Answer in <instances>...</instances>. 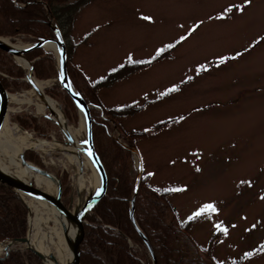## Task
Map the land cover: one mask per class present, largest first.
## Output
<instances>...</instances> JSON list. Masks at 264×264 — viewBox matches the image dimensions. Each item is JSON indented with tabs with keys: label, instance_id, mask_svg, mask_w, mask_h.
Instances as JSON below:
<instances>
[{
	"label": "rangeland",
	"instance_id": "1",
	"mask_svg": "<svg viewBox=\"0 0 264 264\" xmlns=\"http://www.w3.org/2000/svg\"><path fill=\"white\" fill-rule=\"evenodd\" d=\"M6 39L19 47L31 43L21 35ZM177 40L180 44L171 59L102 91L101 99L112 107L153 100L136 116L122 120L127 131L146 132L137 139V149L152 186L174 190L170 201L182 222L200 216L192 235L201 246L221 231L214 250L219 262L248 256L242 264H264V0H96L81 9L65 42L70 46L83 42L69 48L67 60L95 81L126 59L150 58ZM15 62L29 86L9 94L31 101L19 104L10 97L8 125L18 127L17 139L29 136L53 144L49 152L23 151L36 154L41 166L27 162L64 178L70 188L67 205L71 197L75 203L92 191L89 182L95 171L84 153L79 152L84 159L78 169L72 163L73 149L62 144L63 133L38 111L43 101L26 81L27 66ZM0 76L6 77L1 72ZM32 76L75 132L83 116L77 113V119L68 122L60 101L45 93L58 84L57 78ZM21 114L33 116L40 126L47 124L49 132L23 129L14 121ZM43 114L50 115L45 106ZM166 120L174 121L150 131ZM109 123L112 137L121 138ZM80 134L78 144L85 148V127ZM134 163L137 169L136 157ZM81 171L88 182L80 190ZM46 226L41 231L47 237L54 224ZM27 229L28 216L26 234ZM43 242L53 254L54 244ZM18 248L24 251L26 245Z\"/></svg>",
	"mask_w": 264,
	"mask_h": 264
},
{
	"label": "trees",
	"instance_id": "2",
	"mask_svg": "<svg viewBox=\"0 0 264 264\" xmlns=\"http://www.w3.org/2000/svg\"><path fill=\"white\" fill-rule=\"evenodd\" d=\"M95 1L0 0V37L14 40L21 35L29 37L31 43H36L55 38L53 28H57L61 32L68 56L69 48L78 47L83 42L67 45L66 32L71 30L81 9ZM179 44L180 40L172 42L147 59H126L105 77L95 81L90 80L82 69L66 61L72 86L90 107L93 146L107 177L106 195L88 215L84 224L88 250L83 264H152L146 246L129 219L130 202L133 198L136 225L148 240L157 264H223L218 261L214 251L220 242L221 231L215 232L207 244L201 246L192 235V228L200 220V216L182 222L170 201L174 190H161L152 186L151 175L142 169L138 175L135 168V153L139 155L137 139L144 137L146 132L127 131L122 120L136 116L153 100H147L141 105L112 107L106 106L100 96L102 91L111 89L117 83L158 62L171 59ZM25 58L30 62L37 79L58 77L52 52L34 49L26 53ZM0 72L6 75L0 76V81L7 92L29 86L21 80L24 71L14 58L1 50ZM45 93L60 101L68 122L77 119L75 105L57 83ZM108 119L119 130L122 142L109 133ZM14 121L23 129H32L42 134L48 133L50 129L47 124L40 126L38 120L28 114L15 116ZM173 121L159 122L150 131L161 130ZM24 156L26 161L41 166L36 154L27 151ZM59 180L62 185V201L67 205L66 195L70 188L64 178ZM27 216L28 209L18 195L11 188L0 185V242L25 237ZM247 257H240L229 264H242ZM0 264L43 263L29 250L21 251L17 246L11 249L5 259H0Z\"/></svg>",
	"mask_w": 264,
	"mask_h": 264
},
{
	"label": "water",
	"instance_id": "3",
	"mask_svg": "<svg viewBox=\"0 0 264 264\" xmlns=\"http://www.w3.org/2000/svg\"><path fill=\"white\" fill-rule=\"evenodd\" d=\"M55 38L39 41L36 43L29 44L25 47H19L13 45L8 39L0 37V50L11 55L15 60L18 62L22 61L27 66V74H26V81L30 84L32 89L34 90L37 97L43 101L45 96L43 95L42 91L39 90L36 85L34 84L33 79V68L31 64L26 60L25 54L34 50V49H44L46 51H51L54 53L57 61V68H58V82L60 88L70 97L73 104L75 105L77 112L81 114L84 118V122L86 125V139L83 143L85 147L83 150L84 155L88 158L96 172L98 173L100 179L99 187L91 192L89 196L84 200L82 204L78 203L81 202L82 199L76 200L75 203L73 202V198L71 197L70 202L68 205H65L62 201V187L60 180L53 175L52 173L39 168L25 160L24 152L20 155V161L23 166L27 167L32 172H35L42 177L49 179L56 187V193L50 194L40 188H38L33 181H24L13 174H8L4 172H0V185L7 186L11 188L20 198V200L25 204L28 208V229L27 234L25 237L21 239H12L5 242H0V252L4 253V256L0 259H5L8 256L9 251L21 245H26V249L36 255L44 264H47V259L54 260V256L49 254L44 256L34 246L31 241V221H32V214L30 212L29 206L27 204V200L25 199H32L37 202H42L45 205L50 206L53 210H55L58 215L61 217V220L66 221L68 225L72 228L77 243L67 238L64 228L62 230L63 238L67 246L72 249V258L68 264H83L86 258L87 250H88V243L87 237L84 229V224L88 215L92 212L94 207L98 204V202L106 195V188H107V177L105 170L102 166L98 155L95 152L93 141H92V130H91V117H90V107L85 103L81 95L77 93V91L72 86L66 68V61H67V54H66V47L64 40L62 38L61 32L57 28H53ZM48 44H54L57 50L55 53L52 50L47 49ZM10 100H9V93L3 87L0 81V134L4 128L6 121L9 120V113H10ZM50 115L44 114V118L54 122L57 127L63 133L66 142L62 143L65 146H73L75 144L74 139L72 138L68 128L66 121L64 119V127H62L57 122V116L54 114L50 109H48ZM135 157L137 159V170L138 175L141 171V162L138 154L135 153ZM99 193V194H97ZM79 196V195H78ZM80 204V205H79ZM134 198L130 202V210H129V219L133 227L136 228L137 232L139 233L140 238L142 239L144 245L147 248V251L151 257L152 264H157L155 256L153 254L152 248L148 243L146 237L142 234V232L138 229L135 221L134 215ZM61 227L63 224L61 223Z\"/></svg>",
	"mask_w": 264,
	"mask_h": 264
},
{
	"label": "bare ground",
	"instance_id": "4",
	"mask_svg": "<svg viewBox=\"0 0 264 264\" xmlns=\"http://www.w3.org/2000/svg\"><path fill=\"white\" fill-rule=\"evenodd\" d=\"M17 45V44H16ZM47 49L54 51L57 53L56 47L54 44H48ZM36 87L41 90L42 89V84L39 82H34ZM12 100L16 103L23 104L25 102L30 103V99L28 101H24L22 99H19L18 97L12 95ZM43 105L38 104V111L39 113L43 114V108L44 106L48 109H50L54 114H56L57 122L64 127V118L62 116V113L57 109V104H55L51 99L49 98H43ZM81 119V117H80ZM83 124L74 131H71L69 127L67 126L72 138L75 141V144L71 146L73 150L69 151V154H71V161L73 164H77V169L78 167L81 166V161L84 159L79 155V152L83 153L84 148L81 147L80 144H78V140L80 137L81 130L85 127L86 125L84 122V118L82 120ZM18 131V127L14 126L11 128L8 125V121H6L4 128L0 134V172L8 173V174H13L17 176L18 178L24 180V181H33L35 185L50 193V194H55L56 188L53 182H51L49 179L42 177L41 175L36 174L35 172H32L29 170L27 167L23 166L21 161H20V155L23 150L26 148H34L40 151H51L53 149V144L46 142V141H41V140H34L31 137L27 136L26 138H15L14 137V132ZM74 132V133H73ZM78 136V137H77ZM20 137V136H19ZM56 144V143H55ZM58 145V144H57ZM68 147V146H67ZM44 148H47L48 150H45ZM86 159V158H85ZM81 160V161H80ZM87 163H90V161L87 158ZM86 163V164H87ZM89 165V164H88ZM92 166V164L90 163ZM89 165V166H90ZM92 169L94 167L92 166ZM95 171V178L90 179V186L91 183L92 185V191H90L88 194H86L85 197L82 198L81 202L78 201V203L82 204L84 200L91 194V192L95 191L99 185H100V179L98 176V173ZM80 172V171H79ZM79 174V173H78ZM83 172L81 171V177L79 175L78 179V189H83L86 187V182L85 178L82 176ZM84 175V174H83ZM54 187V188H53ZM62 187V185H61ZM80 189V190H81ZM84 199V200H83ZM27 200V204L29 206L30 212L32 216H34L33 220L31 221V228H32V235H33V240L32 243L44 256H47L50 253L49 248L47 249L45 247V244L43 241L45 239H48V242L51 244H54V253L52 254L54 256V260L47 259L46 263L47 264H68L72 258V249L66 245L62 230L64 228L65 234L67 238H70L74 243L76 241L75 234L72 230V228L68 225L66 221L61 220V217L58 215V213L53 210L50 206L45 205L42 202H37L32 199H25ZM79 200V198H78ZM79 204V205H80ZM95 208V207H94ZM48 222H53L54 227L49 230V234L46 237V235L43 233L44 231H41V226H45L47 228L46 224ZM61 223L63 224V227H61ZM49 228V227H48Z\"/></svg>",
	"mask_w": 264,
	"mask_h": 264
},
{
	"label": "built area",
	"instance_id": "5",
	"mask_svg": "<svg viewBox=\"0 0 264 264\" xmlns=\"http://www.w3.org/2000/svg\"><path fill=\"white\" fill-rule=\"evenodd\" d=\"M11 96V95H10ZM0 254H2L3 255V252H0Z\"/></svg>",
	"mask_w": 264,
	"mask_h": 264
},
{
	"label": "snow or ice",
	"instance_id": "6",
	"mask_svg": "<svg viewBox=\"0 0 264 264\" xmlns=\"http://www.w3.org/2000/svg\"><path fill=\"white\" fill-rule=\"evenodd\" d=\"M97 194H99V193H97Z\"/></svg>",
	"mask_w": 264,
	"mask_h": 264
}]
</instances>
